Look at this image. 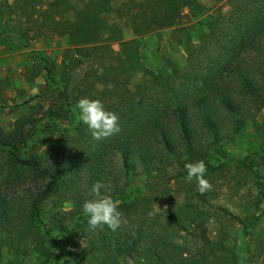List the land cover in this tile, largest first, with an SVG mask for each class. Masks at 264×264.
<instances>
[{"label":"trees","instance_id":"1","mask_svg":"<svg viewBox=\"0 0 264 264\" xmlns=\"http://www.w3.org/2000/svg\"><path fill=\"white\" fill-rule=\"evenodd\" d=\"M9 1L0 4L11 8ZM18 1L24 19L65 37L71 50L59 65L40 55L25 72L28 81L46 75L34 97L47 98V106L35 102L9 130L0 127V251L32 255L36 264H239L223 228L215 238L207 233L210 214L203 206L214 191L201 194L194 181L182 204L171 197L166 209L152 213L156 192L133 195L129 189L140 176L185 181L189 162L203 160L207 170L215 171L225 163H209L226 156L227 140L250 122L260 132L264 0H226V10L219 4L206 12L204 30L190 44L185 66L165 56L159 71L142 63L136 36L114 51L117 28L104 18L109 0ZM129 1L136 7L131 15L136 35L147 22L175 26L185 9L204 14L200 0ZM9 31L15 37V30ZM15 39L29 47V41ZM82 97L100 99L116 113L120 132L93 139L79 119ZM39 113L57 131L44 140L43 150L30 151ZM235 164L253 183L254 195L244 216L232 217L251 233L264 200V153L251 151ZM172 167L175 175L169 174ZM97 181L103 183L102 194L118 201L124 222L115 231L107 225L91 229L82 211ZM160 192L167 196L165 189ZM45 203L55 209L48 223L41 213ZM181 232L191 241H183Z\"/></svg>","mask_w":264,"mask_h":264},{"label":"rangeland","instance_id":"2","mask_svg":"<svg viewBox=\"0 0 264 264\" xmlns=\"http://www.w3.org/2000/svg\"><path fill=\"white\" fill-rule=\"evenodd\" d=\"M74 4L81 0H71ZM111 10L105 13L104 18L117 28V40L113 42L114 51L120 48V42L137 37L140 46V57L142 63L155 71L164 68L163 57H170L180 68L186 64L187 51L191 43H196L204 26L206 12H211L219 4L223 10L227 9V2L215 3L214 0H200L204 6V14L184 10L178 24L173 27H160L147 22L139 35L132 31L131 15L135 11V3L129 0H109ZM11 8L0 4V127L7 131L11 128L13 121L29 110V106L35 102H41L44 107L48 104L47 98H36L35 94L47 81L46 75L42 72L33 81L26 79V71L33 64H38V56L48 57L51 62L60 64L63 55L71 50L65 37L52 34L48 29L40 28L34 19L26 20L19 14L18 0H10ZM208 9V10H207ZM15 30V37L9 29ZM15 38L29 41V47ZM85 70H79L84 74ZM58 72V71H57ZM36 128L29 138V150H43L44 140L49 139L56 133L57 127L48 124L42 114L35 115ZM259 131H255L253 122L247 124L243 133L234 135L227 140L224 149L226 156H218L215 161L209 164L215 166L218 162L225 163L215 171L207 170L206 179L211 183V190L214 191L208 197V204L203 208L208 210L210 216L207 221V233L210 238L218 235L220 228L228 234V245H233L238 255L239 264H264V200L260 204L259 222L251 233H247L232 215L244 216L249 196L254 195V186L249 178L237 169L235 159L257 150L264 153V107L256 116ZM264 173V169H261ZM177 169L170 168L169 174L175 175ZM192 182L182 180L181 177L146 178L140 176L131 182L129 192L133 195L156 192V204L152 213L167 208L170 198H175L178 204L184 201V193ZM165 189L167 196H160V191ZM158 190V191H157ZM160 190V191H159ZM162 198V199H160ZM164 198V199H163ZM159 200V202H158ZM161 200V201H160ZM50 203L42 207V219L50 222V216L54 212ZM183 241H191L187 234L180 233ZM188 238V239H186ZM61 259L62 256H59ZM0 264H36L35 258L29 255L25 258L16 257L10 250L3 248L0 251ZM124 264H131L129 260Z\"/></svg>","mask_w":264,"mask_h":264},{"label":"clouds","instance_id":"3","mask_svg":"<svg viewBox=\"0 0 264 264\" xmlns=\"http://www.w3.org/2000/svg\"><path fill=\"white\" fill-rule=\"evenodd\" d=\"M80 111L79 119L91 130L93 139L102 140L120 132L119 117L116 113L106 110L100 99L82 97L77 103ZM186 179L195 181L201 194L210 191L211 183L205 178L207 172L206 163L203 160L185 164ZM103 183L97 181L90 189L92 199H86L82 205V211L87 217L88 226L96 229L107 225L115 231L124 222L122 213L118 210V201L101 192Z\"/></svg>","mask_w":264,"mask_h":264}]
</instances>
